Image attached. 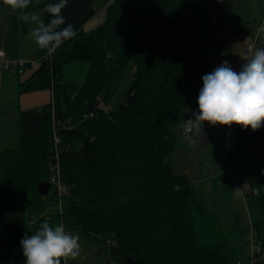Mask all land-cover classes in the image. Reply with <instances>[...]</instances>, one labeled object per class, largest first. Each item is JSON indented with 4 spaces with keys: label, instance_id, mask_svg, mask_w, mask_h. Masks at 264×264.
I'll return each instance as SVG.
<instances>
[{
    "label": "trees",
    "instance_id": "1",
    "mask_svg": "<svg viewBox=\"0 0 264 264\" xmlns=\"http://www.w3.org/2000/svg\"><path fill=\"white\" fill-rule=\"evenodd\" d=\"M50 2L32 0L25 11ZM210 6L216 0H110L105 20L88 31L95 0H69L63 16L76 37L54 54L37 47L40 66L18 86L50 89L52 100L20 110V142L0 153V264H24L20 240L44 220L106 243L108 264H242L244 229L230 206L231 186L242 189L252 219L250 257L264 264V189L253 194L264 185V127L231 126L227 171L205 178L210 192L171 164L202 77L225 41L206 36ZM70 62H88L81 85L64 75ZM57 160L68 192L42 195L38 186ZM59 197L63 213L35 217Z\"/></svg>",
    "mask_w": 264,
    "mask_h": 264
},
{
    "label": "rangeland",
    "instance_id": "2",
    "mask_svg": "<svg viewBox=\"0 0 264 264\" xmlns=\"http://www.w3.org/2000/svg\"><path fill=\"white\" fill-rule=\"evenodd\" d=\"M44 1L46 0H38V2ZM109 1L95 0L99 16L96 14V16L86 22L83 25L85 30L96 29L98 24L105 20L106 11L103 6ZM40 9L30 11H39ZM15 11L5 5L3 0H0V51L4 52V57L8 61H28L21 68L20 74L17 73L18 67L15 64H12L9 70H4L0 64V116H4L0 118V153L3 149L15 147L20 142V110L41 108L42 105L52 100V91L50 89L19 92V82L34 72L40 66V62L38 57L34 55L38 46L29 36L30 30L35 25L31 23L26 24L18 19L19 14H16ZM263 13L264 0H216V7L213 13L209 14L206 18V36L209 38L225 37V41L222 46L216 49L215 56L211 64H209L208 73L212 72L224 60H228L234 70H240L244 63L243 58L247 50L246 47L249 43L253 42L255 36V26L257 25L255 24V19L263 15ZM263 46L264 39L255 49ZM87 67L88 62H70L64 67V75L66 79L81 85L88 72ZM121 83L123 85L126 84V80L122 79ZM123 85L122 87H124ZM119 95V92L113 94L115 98L119 97ZM194 108L197 110V102ZM186 125V123L182 125L181 133L177 135L175 153L171 159L173 170L176 174L187 175L191 182L197 186L198 190L203 189L206 192H210L213 190V186H211L209 181L205 183V178L212 173L223 177L221 174H225L227 171L228 163L225 159L224 146L231 127L217 125L215 128H211L210 141L198 154L194 149L193 143L184 136ZM52 137L56 143L60 141L56 138L55 128H53ZM56 150L57 146L54 145L52 151H54L55 155H57ZM50 168L52 169L48 177L49 182L52 183L50 192L53 193L56 190L55 188L58 191L59 186H61V188L65 189L64 194L67 193L68 184L61 176L59 161L57 160L55 163H52ZM233 187H230V192L232 193L230 206L240 213L244 229L246 255L242 260V264H254L252 257H250L255 249L252 245V219H250L244 194L242 197L237 198L234 194L235 187L234 189ZM205 199L208 200V196L205 195ZM62 210L63 198L59 197L56 205L47 204L45 208H37L34 211V215L35 217L46 215L47 218H51L59 211L63 213ZM66 230L69 231L68 229ZM69 232L79 234L76 231ZM79 236V243L81 245L80 255L75 260L70 258L68 264H108L110 252L106 243L89 241L80 234Z\"/></svg>",
    "mask_w": 264,
    "mask_h": 264
},
{
    "label": "clouds",
    "instance_id": "3",
    "mask_svg": "<svg viewBox=\"0 0 264 264\" xmlns=\"http://www.w3.org/2000/svg\"><path fill=\"white\" fill-rule=\"evenodd\" d=\"M12 10H19L18 19L34 24L29 36L48 54H54L65 42L77 35L72 23L66 22L63 10L69 0H55L39 11H25L32 0H3ZM44 14L50 18L47 22ZM236 71L224 60L212 72L202 77L203 86L197 97V110L186 121L185 131L191 137L203 135V126L231 127L233 124L253 132L264 127V48H257ZM264 175V170L261 171ZM264 185L253 189L259 196ZM237 198L243 196L241 188H235ZM79 234L66 230L63 223L52 225L44 220L31 235L25 234L20 245L25 257L24 264H68L80 255Z\"/></svg>",
    "mask_w": 264,
    "mask_h": 264
},
{
    "label": "built area",
    "instance_id": "4",
    "mask_svg": "<svg viewBox=\"0 0 264 264\" xmlns=\"http://www.w3.org/2000/svg\"><path fill=\"white\" fill-rule=\"evenodd\" d=\"M97 15L99 16V13L98 12H97ZM254 35L255 36L253 38V42L249 43L247 45V47H246L247 50H246V53H245L244 57L251 56L253 54L255 48L264 39V13H263V15H261V17L259 19V23L257 24V26L255 28V34ZM26 63H27V61L26 62L25 61H16V62L8 61L4 57V52L3 51H0V64L2 65V68L4 70H9L12 64H15L17 67L21 68V67L25 66ZM55 179H56V176H55ZM58 185H60V183H58ZM58 191H59V194H63L64 191H65V189L64 188H61V186H59Z\"/></svg>",
    "mask_w": 264,
    "mask_h": 264
},
{
    "label": "water",
    "instance_id": "5",
    "mask_svg": "<svg viewBox=\"0 0 264 264\" xmlns=\"http://www.w3.org/2000/svg\"><path fill=\"white\" fill-rule=\"evenodd\" d=\"M209 8H210V13H213L214 8H212L211 6ZM181 31H182V27H181ZM197 87L198 88L200 87V83L197 84ZM197 97H198V95H197ZM197 97H196V100H197ZM195 111H196V109L193 108L191 110V115ZM186 127H187V125L185 126V129H186ZM185 129H184V136H186L193 143L194 149L199 154L202 151V149L204 147H206L210 141V127H209V125L207 123L204 124L203 135L200 137L189 136V134L185 131ZM51 186H52L51 182L44 180L43 182H40V185L38 187V192L42 195H47Z\"/></svg>",
    "mask_w": 264,
    "mask_h": 264
},
{
    "label": "crops",
    "instance_id": "6",
    "mask_svg": "<svg viewBox=\"0 0 264 264\" xmlns=\"http://www.w3.org/2000/svg\"><path fill=\"white\" fill-rule=\"evenodd\" d=\"M261 13H262V12H261ZM260 17H261V15L255 19V20H256V23H255V24H258V23H259V19H260ZM256 26H257V25H256ZM256 26H255V28H256ZM29 62H30V61H29ZM27 63H28V61H27ZM2 117H4V116H0V118H2Z\"/></svg>",
    "mask_w": 264,
    "mask_h": 264
}]
</instances>
